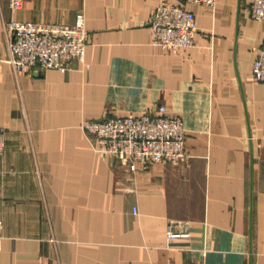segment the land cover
<instances>
[{
	"label": "crops",
	"instance_id": "crops-1",
	"mask_svg": "<svg viewBox=\"0 0 264 264\" xmlns=\"http://www.w3.org/2000/svg\"><path fill=\"white\" fill-rule=\"evenodd\" d=\"M161 0H0V54L14 18L75 22L85 63L0 66V264H264V42L253 0L188 4L191 45L152 43ZM181 116L186 155L132 170L100 153L82 123L106 115ZM189 236L169 238L168 224Z\"/></svg>",
	"mask_w": 264,
	"mask_h": 264
},
{
	"label": "built area",
	"instance_id": "built-area-1",
	"mask_svg": "<svg viewBox=\"0 0 264 264\" xmlns=\"http://www.w3.org/2000/svg\"><path fill=\"white\" fill-rule=\"evenodd\" d=\"M24 0H9L18 10ZM217 0H161L154 9L150 27L152 43L165 51H177L191 45L197 30L196 13L188 4L215 5ZM250 17L264 20V0H253ZM9 55L0 54V66L8 62L17 71L59 68L66 71L72 62L85 63L89 31L85 13L75 22H40L14 18L6 23ZM251 78L264 81V42L256 56ZM83 128L95 136L96 149L106 156L125 161L132 170L161 161H176L186 155V128L181 116L167 113L161 103L158 112L106 115L102 119H86ZM7 131L0 128V154L6 147ZM2 219H0V227ZM169 238L185 235L175 224H168ZM0 233V247H1Z\"/></svg>",
	"mask_w": 264,
	"mask_h": 264
},
{
	"label": "rangeland",
	"instance_id": "rangeland-1",
	"mask_svg": "<svg viewBox=\"0 0 264 264\" xmlns=\"http://www.w3.org/2000/svg\"><path fill=\"white\" fill-rule=\"evenodd\" d=\"M156 8V7H155Z\"/></svg>",
	"mask_w": 264,
	"mask_h": 264
}]
</instances>
